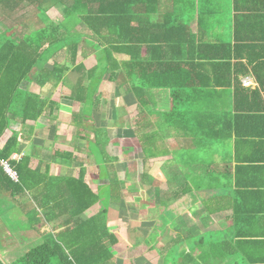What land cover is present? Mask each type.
Returning a JSON list of instances; mask_svg holds the SVG:
<instances>
[{
	"label": "crops",
	"instance_id": "crops-1",
	"mask_svg": "<svg viewBox=\"0 0 264 264\" xmlns=\"http://www.w3.org/2000/svg\"><path fill=\"white\" fill-rule=\"evenodd\" d=\"M149 2V10L141 4L135 9L133 25H137L138 38L161 36L168 41L139 44L137 57L145 68L138 67V80L143 75L151 83L165 80L183 86L184 98L195 103L176 111L171 110L169 87H145L141 103L124 75L114 79L106 72L93 91V77L88 78L86 70L97 67L107 55L102 46H96L95 35L80 16L67 17L58 0H0V50L33 39L35 32L49 33L51 42L41 46L42 62L22 84L54 103L36 120H13L0 136V148L17 132L12 158L18 161L30 156L29 166L37 171L36 177L46 183L53 177L83 179L98 194L104 185L98 175L104 173L109 182L104 192L110 197L72 220L66 208L52 210L50 232L43 214L50 207V193L65 198L70 194L68 187L61 183L50 190L38 184L25 193L0 188V264H31L39 257L46 258L41 264H50L53 258L58 260L53 264H76L74 256L84 264H130V247L143 243L156 224L163 225L159 219L163 201L177 216L156 248L134 258L133 264H163L167 249L175 242L180 243L176 252L194 254L189 246L202 232L205 241L210 235L211 241L234 245L233 252L217 264H251V259L264 258V214H253L264 211V112L258 110L242 119L234 111V100L239 99L234 82L258 88L253 67L264 80V0ZM69 38L78 39V44L73 40L69 44ZM113 57L124 62L130 56ZM54 66L65 68L61 79L57 77V82L44 75L39 82V70L51 71ZM99 66L103 70L106 62ZM244 69L248 74H242ZM245 77L249 78L247 84L243 83ZM80 84L83 89L78 91ZM71 94L75 101L68 98ZM254 98L253 105L260 106L264 92H260L261 100ZM133 137L137 146L127 143ZM95 149H100L102 159L95 157ZM128 154L137 156L135 168H130L133 159ZM202 178L205 187L185 192L195 184L191 182ZM93 180L98 183L93 185ZM218 191L225 194L224 207L211 203ZM28 195L32 202L38 201L36 211L30 209ZM146 195L154 198L143 199ZM198 195L205 198V207L220 211L203 219ZM140 202L155 215L138 217ZM101 210L105 212L99 219ZM194 211L199 214L193 215ZM186 216L205 228L194 233L181 227L164 235ZM134 218L141 228L131 224ZM51 249L57 257L51 256ZM174 262L171 258L170 264ZM185 264L194 262L186 260Z\"/></svg>",
	"mask_w": 264,
	"mask_h": 264
},
{
	"label": "trees",
	"instance_id": "trees-1",
	"mask_svg": "<svg viewBox=\"0 0 264 264\" xmlns=\"http://www.w3.org/2000/svg\"><path fill=\"white\" fill-rule=\"evenodd\" d=\"M58 2L63 4L67 17L72 18L80 16V21L83 22L84 25L95 35L94 39L96 40V46H102L104 48V54L107 55L104 60L98 62L99 64L101 62H106V66L103 67V70L99 64L97 67L86 70V76L88 78L93 77L92 83L90 84L93 91L97 90L100 84V78L106 72H110L111 77L114 79H117L118 77L120 78L122 75L125 76L128 81V86L134 93L138 102L144 95L142 92L145 87L150 86L170 88L172 111H176V109H180L185 105H193L195 103V101L191 99L184 98V95H187V92L184 91L183 86L176 84V82L168 83L165 82V80H162L156 83H151V81H148L143 75L141 76L142 81L138 80V67H142V69L145 68L144 61H138L137 51L139 44H145L146 42L154 44L155 40H158L159 42L168 41V39H161V36L138 38L137 25H133L136 16L135 9L141 4L145 7L144 9H146V11L149 10V0H58ZM43 30L46 29L43 28ZM105 31L107 32L106 34H104ZM50 38L51 37L49 36V33L47 35V32L46 36L43 32H35L33 39L30 38L28 40H23L16 44L10 43L9 48L0 50V136L16 118H18L21 123H24L26 120H36L44 113L46 108L54 105V103H52L53 101H48L40 94L27 91L22 84L31 71L35 70V66L42 62V58L45 55L41 50V46L45 43L48 44V41L51 42ZM72 40L73 39L69 38V44ZM241 40L244 39L241 38ZM72 43H75V45L78 44V39L73 40ZM22 44L26 45L28 50H25ZM73 44H71V46H73ZM93 46L96 47L95 45ZM103 52L101 53L103 54ZM122 53L128 54L130 56L129 59L124 62H118L114 57L111 58L114 54L121 55ZM247 60L248 63L251 64L252 59L247 57ZM241 65L243 67L245 66L244 64ZM82 67L83 66L79 67V69ZM257 69V67H253V72L255 73L259 85L258 88L251 89L243 86L239 81L234 82L235 96L239 98L234 100V111L239 118H247L249 114L256 113L258 110L264 112V101H260V106L253 105L255 100L254 97L260 99V92H264V80L257 73ZM64 70V67L58 68L57 66H54L51 71L41 68L37 74L40 76L39 82L45 78L44 75H48V77L52 76L58 82L57 77L58 79H61ZM242 74H248L247 69H244ZM98 78L100 80H98ZM53 85L56 86L57 83H54ZM81 89H83V84H80L78 91H81ZM68 98L73 101L76 100L72 94ZM140 102L142 103V101ZM17 143V132H13L5 145L0 148V161L6 160L10 162L17 172L18 181L11 180L0 165V188L8 191L15 190L23 192L25 189H31L38 184H44V188L53 190L58 189L59 185L62 183L69 188V197L66 199H60L57 197V192H51L48 203L50 207H53L51 204L59 205L58 203H62L63 201L67 203L73 199L71 207H65L67 211L71 213L69 214V220H72L76 215L100 200L99 193L95 194L92 192L83 179L69 177L62 182V179L53 177L50 178L49 183H46V181L36 177L37 171L29 166L30 156L24 155L18 161L13 160L12 156L17 150ZM190 182L191 181H189V183ZM194 182L195 184H193V182L190 183L193 184L192 187H188L185 192L201 190L202 186L196 182V180ZM224 189H226V187L223 189H215V191H222ZM216 194L217 195L214 196L213 200H211V203H221L222 207H224L225 194H220V192ZM181 196L182 195L174 196V198H180ZM55 198H57L56 202L54 201ZM197 200L201 202V206L204 209L202 213L203 219H205V215H212L220 211L219 208L212 209V207H209L208 205L205 207V198L202 196H196V201ZM167 204V201H163L161 205L162 211L159 219L163 225L158 226L156 224L152 227L143 243L130 247V264L134 263V258L155 249L159 237L163 234L170 223L175 220L177 215L173 213ZM73 205H76L75 209ZM261 210H256L253 214L262 216L264 211ZM104 212L105 211L103 210L100 211L98 215L99 219L103 218ZM232 215H234V211L232 212ZM177 235L184 236V234L181 235L179 233H177ZM209 236L210 235H206L207 240L205 241V232L196 235L193 238L192 244L189 246V248H192V251H194V254L186 253V250H184L178 253L179 255L177 260L175 259L174 264H185L186 260H188V262H194V264H217V261L219 260H222L223 262L224 257L233 252L234 245L226 243L227 241L225 240L220 242L211 241ZM108 237H110V233H108ZM113 238L114 244H116V236L114 235ZM178 243L179 242H175V246H173L171 250L170 248L167 249L165 257L163 258V264L171 263V258L174 257L173 253L177 251V248L180 245V243ZM50 251L51 255L55 253V250L51 249ZM109 254L110 251L108 250V258H110ZM77 257L78 256L73 257L76 264H84V262ZM45 260L46 258H34V263L31 264H41L45 262ZM249 262L251 264H264V258L257 257L251 259Z\"/></svg>",
	"mask_w": 264,
	"mask_h": 264
},
{
	"label": "rangeland",
	"instance_id": "rangeland-1",
	"mask_svg": "<svg viewBox=\"0 0 264 264\" xmlns=\"http://www.w3.org/2000/svg\"><path fill=\"white\" fill-rule=\"evenodd\" d=\"M128 142V144L129 145H132V146H137V141H136V139L133 137L132 138V140H127ZM93 152H94V155H95V157L96 158H98V156H99V158H103V156H102V152L100 151V149H95V151L94 150H92ZM128 157L130 158V160L131 159H133V160H131V161H133V162H131L130 163V168H135L136 167V160H137V156H132V154H128ZM102 168V167H101ZM98 179H99V183H101V184H104V185H108L109 184V182L107 181V179L105 178V174L104 173H102V174H100V175H98ZM62 182H64V179H62ZM94 182H97L98 183V180L97 181H95V180H93L92 181V184L94 185L95 183ZM132 182V181H131ZM196 182H198L202 187H205V179H201V180H196ZM193 183H195L194 181H193ZM31 184H33V183H31ZM37 184V183H36ZM131 184H134L133 182L131 183ZM88 185V184H87ZM104 185H102L103 186V190H102V187H99L98 188V190H97V192L98 193H100L99 194V199L101 200V203L102 204H105L106 203V201H109V199H110V197L106 194V192H104V189L106 188ZM88 187H89V185H88ZM89 189L90 190H92L90 187H89ZM116 189H118V187H116ZM93 191V190H92ZM24 192V191H23ZM25 193V192H24ZM69 196H67V197H65V198H62V197H60V199H66V198H68ZM151 197H153L152 195L151 196H148V195H146V196H144V197H142L143 199H149V198H151ZM154 198V197H153ZM129 199H131L130 197H129ZM142 199V200H143ZM55 202L57 201V198H55V200H54ZM116 200H114L113 202H115ZM72 202H73V199H71L70 201H68L67 203H65V204H63L62 206H60V204L61 203H58L59 205H57V204H51L53 207H49L48 209H47V211H45L43 214H44V216H45V218L48 220V226H50V232H53V227H52V223L54 222L52 219H51V211L54 209V211L55 210H63V208H65V207H67V208H70L71 207V205H72ZM28 204H29V206H30V209L32 210L33 209V207H34V209H35V211H36V209H37V206H39V203H38V201L37 200H35V199H33V202H32V200H31V196H29L28 195ZM144 205H147V202H146V204L145 203H143ZM141 205V206H140ZM137 206H140V210H139V214L137 213V216L138 217H143V215L145 214L146 216V219H148L149 217H150V215H149V213L151 214V216H154L155 214V212H153V213H151V212H149L148 213V211L146 210V209H144L143 207H142V204H141V202L140 203H138L137 204ZM73 207H74V209H75V207H76V205H73ZM133 213V216L135 215V213L136 212H132ZM67 214H71L69 211L67 212ZM199 214V212H193V215H198ZM189 215H190V213H189ZM136 216V215H135ZM184 219H179V221L177 222V225L175 226V227H173L172 228V230L170 231V230H167L166 232H165V234L164 235H166V236H170V235H172L174 232H175V230H177L178 228H185V227H189L191 230H192V232H194V233H200V231H201V229L202 228H205V224H203V226H202V223L201 224H197L196 222H191V219L190 218H188V216H186V217H183ZM140 219H142V218H140ZM133 221H134V223H131L132 225H137L136 227L137 228H139V226H140V224H136L137 223V221H136V219L134 218L133 219ZM140 228H141V226H140ZM49 232V233H50ZM52 235H55V236H57V233H53ZM51 235V236H52ZM179 252H174L173 253V255H174V257L173 258H175V259H177V257H178V254ZM54 256H56L57 257V255L56 254H53ZM52 256V255H51ZM58 262V260H56V258H53L52 259V261L50 262V264H53V263H57Z\"/></svg>",
	"mask_w": 264,
	"mask_h": 264
},
{
	"label": "built area",
	"instance_id": "built-area-1",
	"mask_svg": "<svg viewBox=\"0 0 264 264\" xmlns=\"http://www.w3.org/2000/svg\"><path fill=\"white\" fill-rule=\"evenodd\" d=\"M249 78L245 77L243 79V83L247 84L248 83ZM17 158V157H16ZM15 158V159H16ZM0 165L3 169V171L6 173V175L13 181H18V175L17 172L15 170V168L10 164V162L6 161V160H1L0 161Z\"/></svg>",
	"mask_w": 264,
	"mask_h": 264
}]
</instances>
